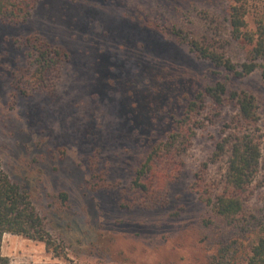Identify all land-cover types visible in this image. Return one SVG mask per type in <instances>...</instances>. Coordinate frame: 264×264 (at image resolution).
<instances>
[{
  "label": "rangeland",
  "instance_id": "obj_1",
  "mask_svg": "<svg viewBox=\"0 0 264 264\" xmlns=\"http://www.w3.org/2000/svg\"><path fill=\"white\" fill-rule=\"evenodd\" d=\"M237 1L40 0L25 23L0 22V163L30 196L52 242L47 251L41 242L4 234L1 253L9 264H206L223 233L202 227L205 207L190 188L201 170L210 189L220 191L229 153L213 163L211 154L237 132L253 133L260 145L245 207L253 213L264 207L261 69L227 82L228 92L254 98L253 129L239 122L234 100L217 107L207 98L193 118L195 136L179 157L184 165L154 207L130 185L187 102L222 78L223 70L186 42L235 65L245 61L249 45L230 25ZM246 11L253 31L264 2H248ZM35 34L64 48L69 59L53 93L23 97L14 79L25 67V49L15 41ZM103 179L106 187L93 189Z\"/></svg>",
  "mask_w": 264,
  "mask_h": 264
},
{
  "label": "trees",
  "instance_id": "obj_2",
  "mask_svg": "<svg viewBox=\"0 0 264 264\" xmlns=\"http://www.w3.org/2000/svg\"><path fill=\"white\" fill-rule=\"evenodd\" d=\"M39 1L0 0V22L15 25L25 23ZM237 2L239 4L230 7V25L233 36L243 38L249 45L242 64L235 65L221 54L204 49L196 41L186 42L191 52L222 69L223 75L220 81L206 85L195 93L187 102L181 117L174 120L172 132L151 146L135 170L131 189L143 193L151 207L156 204V196L164 184L177 177L184 165L179 157L195 136L193 118L207 98L217 107H221L226 99L234 100L238 108V120L247 129H253L258 122L254 98L244 92H228L227 82L242 79L257 69L262 70L264 77V15L256 20L253 31L248 29L244 21L248 2L257 4L264 0ZM177 37L185 41L181 36ZM15 46L25 49V67L14 79L19 95L29 97L35 92L53 93L58 72L69 59L68 52L62 47L50 45L37 34L16 40ZM225 152L229 155L220 191L214 193L210 189L201 170L194 174L190 188L205 207L202 227L210 230L216 226L223 233V239L220 238L215 251L208 254L206 264H264V207L258 213L245 207L251 194L250 185L258 172L259 142L253 133L237 132L215 144L210 162H215ZM90 171L95 179V170ZM104 186V179L99 180L94 183L93 189ZM61 196L66 199L65 194ZM4 234L41 242L47 251L52 246L45 222L30 196L20 184L10 179L0 163V264H9V259L1 253Z\"/></svg>",
  "mask_w": 264,
  "mask_h": 264
}]
</instances>
